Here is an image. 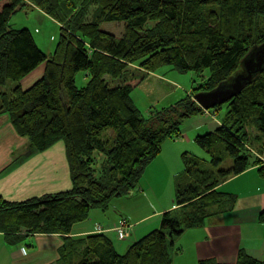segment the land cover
<instances>
[{
	"label": "trees",
	"instance_id": "16d2710c",
	"mask_svg": "<svg viewBox=\"0 0 264 264\" xmlns=\"http://www.w3.org/2000/svg\"><path fill=\"white\" fill-rule=\"evenodd\" d=\"M29 5L59 25L49 56L28 29L9 26L11 16ZM104 22L123 23L122 35L100 29ZM263 41L264 0H0V116H7L15 133L38 152L62 141L71 180L63 192L18 202L0 197L5 243L16 246L30 235L57 234L63 244L56 264H172L170 249L186 229L202 228L233 206L234 197L217 187L222 181L255 166L264 178V141L255 154L247 135V127H253L264 138V68L221 104L226 106L221 124L195 137L208 157L181 154L175 208L162 213L158 229L123 253L106 231L70 235L90 211L105 212L114 199L132 195L163 143L179 137L185 120L205 111L185 95L143 117L130 94L147 74L163 66L193 72L201 78L193 93L209 91L238 71L241 59ZM43 63L42 77L22 89L21 81ZM133 65L138 74L130 70ZM79 72L86 74L82 87L75 85ZM7 81L16 83L9 92ZM108 130L114 132L111 143L103 139ZM95 153L106 159L99 172ZM226 159L232 160L229 168L222 166ZM234 264L264 262L240 248Z\"/></svg>",
	"mask_w": 264,
	"mask_h": 264
},
{
	"label": "crops",
	"instance_id": "0c3cea01",
	"mask_svg": "<svg viewBox=\"0 0 264 264\" xmlns=\"http://www.w3.org/2000/svg\"><path fill=\"white\" fill-rule=\"evenodd\" d=\"M41 69L39 67L33 76L40 74ZM218 126V120L211 115L201 114L185 120L179 137L166 140L155 159L159 161L158 168L160 166L158 179H166L169 187L172 186L168 174L177 171L172 168L178 164L180 153L187 150V142L190 144L194 136L213 131ZM217 187L221 192L234 197L233 206L222 215L211 218L204 227L185 230L170 249L172 264H197L205 259H213L220 264H234L240 248L244 249L248 256L264 262V223L259 222L261 216H264V178L258 173V168L251 167L222 181ZM70 188L64 143L58 142L44 152H38L28 146L25 138L15 133L7 116H0V197L18 202ZM141 188L140 186L139 191L142 192ZM160 201L162 204V200ZM174 207V197H171L160 205L153 215H146L135 221L148 223L136 233L143 234L148 230L158 229L162 213ZM92 211L89 213V222L95 219L92 218ZM114 217L118 215L115 214L112 218ZM119 219L134 224L133 228L140 224L129 221L126 216H120L104 226L94 221L86 225L79 223L73 227L71 237L79 238L78 236L93 234L95 225L109 228L106 233L112 236L114 232L110 229ZM132 234H135L134 229L131 236ZM138 236L135 235V240L140 238ZM183 237H188L189 244L186 247L183 245L185 241H181ZM61 245L62 237L57 234L30 235L19 245H8V264H55ZM115 245L117 250L121 248L120 243Z\"/></svg>",
	"mask_w": 264,
	"mask_h": 264
},
{
	"label": "rangeland",
	"instance_id": "374dc122",
	"mask_svg": "<svg viewBox=\"0 0 264 264\" xmlns=\"http://www.w3.org/2000/svg\"><path fill=\"white\" fill-rule=\"evenodd\" d=\"M9 26L12 29H28L37 47L47 56H49L54 51L59 36V25L53 19L42 13L39 9L35 8L33 5L24 7L21 10L14 13L9 20ZM100 29L112 33L116 36H120L124 31V24L117 22H104L100 24ZM40 68H42L40 70V74L38 75L36 74L33 76V74H35L36 72L35 70L29 76L26 82H24V80L21 81L22 89H27L30 85H32L35 81H37L40 77H42L44 63L41 65ZM136 68L137 66L133 65L131 66L130 70H133L134 74H138ZM86 81H87L86 74L84 72H79L76 74L75 76L76 87L84 86ZM200 82H201V78L197 77V75L193 72L178 73L175 70H173L170 66H163L159 68L157 72L152 74H147L143 82L132 90L130 97L134 106L139 111V113L143 117L147 118V116L151 112L158 111L161 110L162 108L168 107L176 103L185 95L193 99L192 96L194 93L192 87H195ZM15 85H16L15 82L7 81L5 85L6 91L9 92ZM225 111H226V106L221 105V109H218L216 111H211V109L205 110L202 114L206 116L208 115L215 116L220 125L221 118L224 116ZM205 133L206 132H203L202 134L199 135H203ZM113 135L114 132L112 130H108L103 133V139L107 141V143H111V141L113 140ZM247 135H248V140L250 141L249 146L252 148V152L253 153L257 152V150L261 148L264 138L253 127H247ZM255 135H259L260 139L256 140ZM195 137L196 136H194L190 144L189 141L188 142L185 141L188 143L186 144L187 150L181 152L182 153L186 152L201 158H207L208 154L204 153L196 145L194 141ZM182 153H180L178 164H176L178 166L175 168L176 166L175 165L174 168H172L173 170L177 169V171L176 172L172 171L171 172L172 176L168 174V178H170L172 186L169 187V184L167 183L166 179H163V181L162 180L160 181L158 179L159 174L157 172L160 169V166L158 168L159 161L155 160L159 156L158 155L144 171L140 179L139 185L137 189H135L132 195L121 197L119 199H114L113 201H111L109 208L106 210V212L93 210L91 212V215L92 218H95L96 220L92 219V221L89 222V218H87L88 220H86V222L84 223H81V225H86L88 223L92 224L93 221L97 223H101L103 226L106 224L109 225L110 223H112V221H114L116 218L120 216H126L129 219V221L135 222L138 221L140 218L145 217L146 215H153V213L160 208V205L169 201L171 197H174L175 181L181 175L183 170V165L181 161ZM94 156L96 158L95 167L97 169V172H99L101 167L104 164H106L104 163L106 159L105 156L100 153H95ZM231 165H232L231 159H226L222 164L224 168H229ZM140 186L142 187L141 189H143L142 192L139 191ZM154 189H158V190H154ZM160 200H162V204ZM115 214H117L118 217L112 218V216H114ZM153 220L154 218L151 219L150 221L152 222ZM121 221L125 222V225H127L130 228L131 232L134 229L135 234L134 235L132 234L130 238L128 237L125 240H120L117 238L115 231H113L114 233L111 234L112 235L111 237H113V239L115 240V241L113 240L114 244L120 243L121 248L118 249L119 253H123L125 247L135 241V235H139L138 237H141L146 233L152 231V230H148L143 234H141L142 232L136 233L137 230H139L140 228H144L145 226H147L146 224L148 223L135 222L140 224L136 228L135 227L133 228L134 224H130L124 219H119L116 225L112 226V228L116 227L118 223ZM103 226L95 225L93 229V233H103L109 230V228ZM34 235H38V234H34ZM78 237L82 238L85 236L82 237L78 236ZM117 240H119L120 242H118ZM181 241L183 242L185 241V243H183L185 247L186 245L189 244L188 237H183ZM62 244H63V240H62ZM7 249H8V245L3 241L2 235H0V264H8ZM58 259H59V255L56 259V262Z\"/></svg>",
	"mask_w": 264,
	"mask_h": 264
},
{
	"label": "water",
	"instance_id": "95a60500",
	"mask_svg": "<svg viewBox=\"0 0 264 264\" xmlns=\"http://www.w3.org/2000/svg\"><path fill=\"white\" fill-rule=\"evenodd\" d=\"M264 68V41L253 46L240 61V69L209 91L194 94L193 100L204 110L237 96Z\"/></svg>",
	"mask_w": 264,
	"mask_h": 264
},
{
	"label": "built area",
	"instance_id": "2783aa9c",
	"mask_svg": "<svg viewBox=\"0 0 264 264\" xmlns=\"http://www.w3.org/2000/svg\"><path fill=\"white\" fill-rule=\"evenodd\" d=\"M110 230L115 231L117 238L120 240L128 238L131 233L130 228L123 221L119 222L116 227Z\"/></svg>",
	"mask_w": 264,
	"mask_h": 264
}]
</instances>
